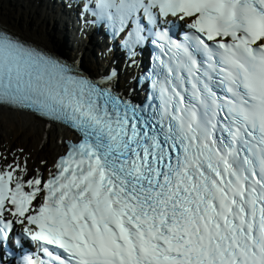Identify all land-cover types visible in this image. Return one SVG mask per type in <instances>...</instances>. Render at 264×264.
Masks as SVG:
<instances>
[{
  "label": "snow or ice",
  "instance_id": "obj_1",
  "mask_svg": "<svg viewBox=\"0 0 264 264\" xmlns=\"http://www.w3.org/2000/svg\"><path fill=\"white\" fill-rule=\"evenodd\" d=\"M85 7L127 31L130 58L154 37L153 102L116 91L115 68L89 77L0 27V106L80 136L47 179L23 148L0 152V250L18 224L41 253L20 264H264V0Z\"/></svg>",
  "mask_w": 264,
  "mask_h": 264
},
{
  "label": "bare ground",
  "instance_id": "obj_2",
  "mask_svg": "<svg viewBox=\"0 0 264 264\" xmlns=\"http://www.w3.org/2000/svg\"><path fill=\"white\" fill-rule=\"evenodd\" d=\"M54 10L60 13L65 26L71 25L68 9L58 7ZM53 12L55 11L51 10L47 0H0V21L44 47L61 38L60 33L55 31V17L59 13ZM91 51L89 45H79L72 59L82 58L88 67L102 68L99 55L96 57ZM60 136L69 135L57 133L54 127L47 129L46 123L32 116L0 109V146L5 144L6 147H11L14 142H20L21 147L32 154L31 158L37 160L42 157L50 166L56 155L65 150L64 145L57 142ZM1 151L4 152L3 149Z\"/></svg>",
  "mask_w": 264,
  "mask_h": 264
},
{
  "label": "rangeland",
  "instance_id": "obj_3",
  "mask_svg": "<svg viewBox=\"0 0 264 264\" xmlns=\"http://www.w3.org/2000/svg\"><path fill=\"white\" fill-rule=\"evenodd\" d=\"M1 134H3V132L1 133ZM14 137H15V135H14ZM14 143H16V142H14ZM17 143H20V142H17ZM19 144H14V146H18ZM20 145H21V143H20ZM38 162V161H37Z\"/></svg>",
  "mask_w": 264,
  "mask_h": 264
}]
</instances>
